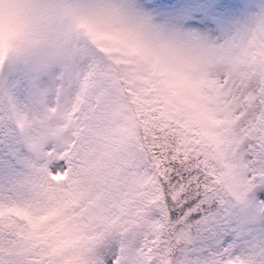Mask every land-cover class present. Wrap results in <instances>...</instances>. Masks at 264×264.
<instances>
[{
    "label": "snow or ice",
    "instance_id": "snow-or-ice-1",
    "mask_svg": "<svg viewBox=\"0 0 264 264\" xmlns=\"http://www.w3.org/2000/svg\"><path fill=\"white\" fill-rule=\"evenodd\" d=\"M0 264H264V0H0Z\"/></svg>",
    "mask_w": 264,
    "mask_h": 264
},
{
    "label": "rangeland",
    "instance_id": "rangeland-1",
    "mask_svg": "<svg viewBox=\"0 0 264 264\" xmlns=\"http://www.w3.org/2000/svg\"><path fill=\"white\" fill-rule=\"evenodd\" d=\"M195 107V105H193Z\"/></svg>",
    "mask_w": 264,
    "mask_h": 264
},
{
    "label": "trees",
    "instance_id": "trees-1",
    "mask_svg": "<svg viewBox=\"0 0 264 264\" xmlns=\"http://www.w3.org/2000/svg\"><path fill=\"white\" fill-rule=\"evenodd\" d=\"M193 108H195V107L193 106Z\"/></svg>",
    "mask_w": 264,
    "mask_h": 264
}]
</instances>
